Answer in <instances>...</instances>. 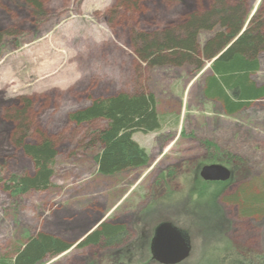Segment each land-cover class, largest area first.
I'll return each instance as SVG.
<instances>
[{
    "label": "rangeland",
    "instance_id": "obj_1",
    "mask_svg": "<svg viewBox=\"0 0 264 264\" xmlns=\"http://www.w3.org/2000/svg\"><path fill=\"white\" fill-rule=\"evenodd\" d=\"M25 1L0 0V264L38 233L71 247L37 264H158L140 263L144 250L123 252L122 244L161 222L189 234L191 255L181 264H206L229 247L264 255V210L245 215L233 201L264 186V99L229 115L202 93L211 60L149 66L134 53L138 35L178 24L211 0H39L41 15ZM217 29L199 31V47ZM259 55L256 79L264 82ZM142 91L154 95L160 117L157 130L132 134L148 164L99 174L92 157L106 121L71 115L92 100ZM41 140L55 150L48 187L12 194L13 175L35 173L23 145ZM218 155L242 163L225 183H206L203 165H227ZM102 222L121 224L123 240L79 246Z\"/></svg>",
    "mask_w": 264,
    "mask_h": 264
},
{
    "label": "trees",
    "instance_id": "obj_2",
    "mask_svg": "<svg viewBox=\"0 0 264 264\" xmlns=\"http://www.w3.org/2000/svg\"><path fill=\"white\" fill-rule=\"evenodd\" d=\"M25 2L33 10V14H42L39 0ZM249 13L247 0H211L207 9L190 12L178 24L152 34L138 35L134 42L139 47L135 48L134 53L149 66L194 64L196 68H201L205 61L211 60L209 69L212 77L206 78L205 95L220 101L227 114H234L248 107L251 102L264 99V86L256 87L248 79L258 70L257 57L264 52V2L248 18ZM215 27L219 29L206 39L202 48L199 47L198 32ZM156 107L154 95L150 92L142 91L133 95L117 93L109 98L92 100L86 107L71 115L75 123L95 119L106 121L105 128L97 134L100 149L92 157L99 174L109 176L148 164V153L132 139V134L137 131H155L160 127ZM15 118L21 120L19 111L15 113ZM23 150L33 162L35 173L30 176L13 175L6 185L12 194L47 188L53 173L55 150L50 141L25 144ZM218 156L223 159L218 161H224L232 169V175L242 163L234 155H229L232 156L230 158ZM258 187L260 193L243 191L234 195L232 200L240 204L242 214L250 215L264 210V186ZM124 232L121 224L118 226L102 222L78 245L120 243ZM149 240L150 238L146 242L141 236L135 244L134 241L121 242L125 247L122 251L134 249L138 252L139 249L149 254ZM70 247L56 236L38 233L27 239L10 263L3 264H37L46 255H56ZM228 249V253L221 258H208V261L211 259L209 264H264L263 254L250 255V252L244 253L245 250L236 251L235 247ZM145 254L139 260L140 263L152 261L150 255L147 257Z\"/></svg>",
    "mask_w": 264,
    "mask_h": 264
},
{
    "label": "water",
    "instance_id": "obj_3",
    "mask_svg": "<svg viewBox=\"0 0 264 264\" xmlns=\"http://www.w3.org/2000/svg\"><path fill=\"white\" fill-rule=\"evenodd\" d=\"M199 176L204 181H227L230 170L221 164L203 165ZM152 259L160 264H178L189 257L191 243L189 234L169 222L160 223L150 241Z\"/></svg>",
    "mask_w": 264,
    "mask_h": 264
},
{
    "label": "crops",
    "instance_id": "obj_4",
    "mask_svg": "<svg viewBox=\"0 0 264 264\" xmlns=\"http://www.w3.org/2000/svg\"><path fill=\"white\" fill-rule=\"evenodd\" d=\"M247 3H248V5H249V9H250V10H253V9H254V11H255V9L257 8V6H256V8H255V6H253V7L251 8V6H252V0H247ZM257 59H258V66H259V67H258V70H257L256 72H254L253 74H251V75L249 76L248 79H249V81H252V82L255 84L256 87H261V86H264V82H260V81H258V80L256 79V75H257V73L259 72V70H260V68H261V57H260V55H258ZM208 67H209V66H208ZM209 77H210V78L212 77V74H211V73L208 75L207 78H209ZM205 82H206V80H204V83H203V86H202V93H203L204 97H205L206 99L211 100V101H217V102L220 103V105H222L220 101H218V100H216V99H214V98H208V97L205 95V90H206ZM222 107H223V106H222ZM244 108H246V107H244ZM239 111H240V110H239Z\"/></svg>",
    "mask_w": 264,
    "mask_h": 264
},
{
    "label": "flooded vegetation",
    "instance_id": "obj_5",
    "mask_svg": "<svg viewBox=\"0 0 264 264\" xmlns=\"http://www.w3.org/2000/svg\"><path fill=\"white\" fill-rule=\"evenodd\" d=\"M209 164H222V163H217V162H215V163H209ZM205 165H207V164H205ZM222 165H224L225 167H227L229 170H230V173H231V176H232V169L228 166V165H225V164H222ZM200 171V170H199ZM199 173V172H198ZM204 182H206V183H208V182H214V183H225V182H220V181H204ZM159 224V223H158ZM153 232H154V229H153ZM153 232L151 233V235H153ZM151 235H149L148 233L146 234V232H144V231H141V236L143 237V238H145V239H147L148 240V238H151ZM147 240H146V242H147ZM188 259V258H187ZM151 260V259H150ZM150 262H154L153 261V259H152V261H150ZM184 262V261H183ZM180 263H182V262H180Z\"/></svg>",
    "mask_w": 264,
    "mask_h": 264
},
{
    "label": "bare ground",
    "instance_id": "obj_6",
    "mask_svg": "<svg viewBox=\"0 0 264 264\" xmlns=\"http://www.w3.org/2000/svg\"><path fill=\"white\" fill-rule=\"evenodd\" d=\"M108 254V253H107Z\"/></svg>",
    "mask_w": 264,
    "mask_h": 264
}]
</instances>
